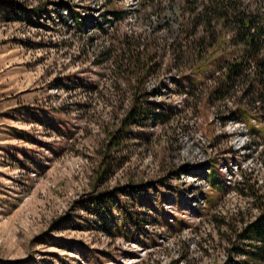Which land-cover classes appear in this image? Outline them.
Segmentation results:
<instances>
[{"label":"rangeland","instance_id":"374dc122","mask_svg":"<svg viewBox=\"0 0 264 264\" xmlns=\"http://www.w3.org/2000/svg\"><path fill=\"white\" fill-rule=\"evenodd\" d=\"M6 1L0 264H248L264 105L214 91L264 0Z\"/></svg>","mask_w":264,"mask_h":264},{"label":"trees","instance_id":"16d2710c","mask_svg":"<svg viewBox=\"0 0 264 264\" xmlns=\"http://www.w3.org/2000/svg\"><path fill=\"white\" fill-rule=\"evenodd\" d=\"M140 1L146 3L156 0ZM38 12L37 9H27L15 1L0 2V18L3 17L8 21L27 20L32 25H36L33 17ZM74 15L79 16L77 13H74ZM114 16L121 19L122 12H114ZM77 21L79 25H85V22ZM240 28L244 33L242 55L236 63H229L222 67L221 71L224 74V79L214 92L222 94L224 88L227 89L230 83L245 79V95L252 100L254 105H264V42L261 40L264 34L258 31L253 18L250 17L242 22ZM138 108L136 107V109ZM133 116L138 117L139 113L133 114ZM133 120L139 121L135 118ZM213 176L215 177L216 174L214 173ZM258 201L257 208L260 210V214L254 221L246 224L239 234V239L245 242V248L234 247L239 256L246 258L248 264H264V204L262 198L259 197ZM96 208L101 209L99 202L96 203Z\"/></svg>","mask_w":264,"mask_h":264}]
</instances>
